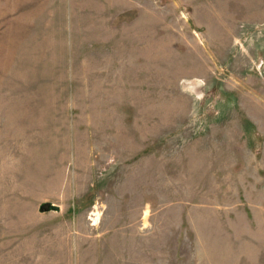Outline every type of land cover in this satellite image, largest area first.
Wrapping results in <instances>:
<instances>
[{
	"label": "rangeland",
	"instance_id": "rangeland-1",
	"mask_svg": "<svg viewBox=\"0 0 264 264\" xmlns=\"http://www.w3.org/2000/svg\"><path fill=\"white\" fill-rule=\"evenodd\" d=\"M0 264H264V0H0Z\"/></svg>",
	"mask_w": 264,
	"mask_h": 264
}]
</instances>
